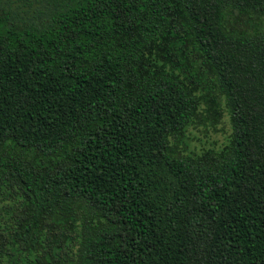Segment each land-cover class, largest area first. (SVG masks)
Here are the masks:
<instances>
[{"label": "trees", "instance_id": "16d2710c", "mask_svg": "<svg viewBox=\"0 0 264 264\" xmlns=\"http://www.w3.org/2000/svg\"><path fill=\"white\" fill-rule=\"evenodd\" d=\"M264 0H0V264H264ZM231 133L189 151L191 130Z\"/></svg>", "mask_w": 264, "mask_h": 264}, {"label": "rangeland", "instance_id": "374dc122", "mask_svg": "<svg viewBox=\"0 0 264 264\" xmlns=\"http://www.w3.org/2000/svg\"><path fill=\"white\" fill-rule=\"evenodd\" d=\"M253 30H264V20H254ZM231 126L228 119L219 126L218 132L205 131L203 127L191 130L192 141L189 143V151L201 152L205 149L216 148L220 149L227 141L231 133Z\"/></svg>", "mask_w": 264, "mask_h": 264}]
</instances>
